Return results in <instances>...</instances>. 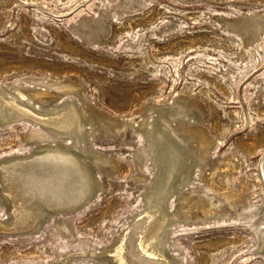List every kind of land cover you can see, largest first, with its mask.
<instances>
[{
  "label": "rangeland",
  "instance_id": "374dc122",
  "mask_svg": "<svg viewBox=\"0 0 264 264\" xmlns=\"http://www.w3.org/2000/svg\"><path fill=\"white\" fill-rule=\"evenodd\" d=\"M1 91L0 180L74 163L15 171L66 204L0 226V264H264V0H0Z\"/></svg>",
  "mask_w": 264,
  "mask_h": 264
},
{
  "label": "bare ground",
  "instance_id": "6f19581e",
  "mask_svg": "<svg viewBox=\"0 0 264 264\" xmlns=\"http://www.w3.org/2000/svg\"><path fill=\"white\" fill-rule=\"evenodd\" d=\"M2 95L3 93L1 91L0 99L2 98ZM7 103L10 104L11 107L15 109L16 113H18L20 116L28 115L25 112L24 108H21L20 105L16 103L13 97L8 98ZM42 122L46 124H51L60 132H66L71 128V126L74 125V123L76 122V117L75 115L63 112L57 114L56 116H53L50 120L44 119L42 120ZM72 156L73 153L68 150H62L61 148H52L42 151L41 154H36L27 157L26 159L10 161L6 165H3L1 167L0 182L4 187V190L7 192L8 196L11 199L16 200V205L14 204L15 207L12 210V218L10 219L9 225H3L0 223L1 228L10 226L12 230L16 228L17 225L25 226V228L31 225H33L34 227L40 222L45 211L49 209H56V207L58 206H65V201H62L60 203H54L46 196H39L32 188L26 185L25 182L30 181L35 176V170H30L29 174L24 173L21 177H16L15 171L22 168V166H30L33 168L39 163H48L51 165H59V163H61L70 165L74 163V159ZM174 169L175 168L172 166L169 167L165 176L164 184L169 181ZM30 220L31 225H28V221ZM12 226L14 228H12ZM147 245L146 249H148ZM119 264H126L123 261V258H120Z\"/></svg>",
  "mask_w": 264,
  "mask_h": 264
}]
</instances>
